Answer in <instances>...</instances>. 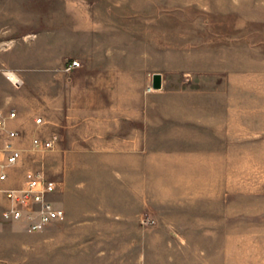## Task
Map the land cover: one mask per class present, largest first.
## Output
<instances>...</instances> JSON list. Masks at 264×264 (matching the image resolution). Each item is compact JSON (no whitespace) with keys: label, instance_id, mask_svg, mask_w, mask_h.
<instances>
[{"label":"rangeland","instance_id":"374dc122","mask_svg":"<svg viewBox=\"0 0 264 264\" xmlns=\"http://www.w3.org/2000/svg\"><path fill=\"white\" fill-rule=\"evenodd\" d=\"M7 2L0 109L22 158L2 183L56 182L66 217L43 230L99 229L140 264H264V0ZM6 204L0 264H41L43 230Z\"/></svg>","mask_w":264,"mask_h":264},{"label":"built area","instance_id":"2783aa9c","mask_svg":"<svg viewBox=\"0 0 264 264\" xmlns=\"http://www.w3.org/2000/svg\"><path fill=\"white\" fill-rule=\"evenodd\" d=\"M75 65H79V62L73 61L70 63V68ZM7 76L10 79L9 75ZM13 81L21 82L19 76ZM16 117L15 110L0 109V182L9 180L10 169L16 166L22 158V149L15 144L19 132L9 126L10 121ZM36 121L41 123L43 119L39 117ZM57 141V134L45 139L36 136L33 139V145L37 149H52ZM56 191L54 180L38 171L26 170L20 186L0 187V199L3 198L7 202L1 212L2 220L20 222L28 232L40 231L54 222L64 220L65 210L57 206L52 199Z\"/></svg>","mask_w":264,"mask_h":264},{"label":"crops","instance_id":"0c3cea01","mask_svg":"<svg viewBox=\"0 0 264 264\" xmlns=\"http://www.w3.org/2000/svg\"><path fill=\"white\" fill-rule=\"evenodd\" d=\"M7 3L18 11L26 9V0H8ZM17 123L16 117L9 126L19 132L15 139L18 146L22 131L14 128ZM3 186H8V183L0 182V187ZM100 235L99 229H45L35 236L36 261L41 264H140L132 251L138 249L137 243H127L124 247L122 242L102 240ZM123 250L128 252L123 253ZM125 254L127 259H123Z\"/></svg>","mask_w":264,"mask_h":264},{"label":"water","instance_id":"95a60500","mask_svg":"<svg viewBox=\"0 0 264 264\" xmlns=\"http://www.w3.org/2000/svg\"><path fill=\"white\" fill-rule=\"evenodd\" d=\"M153 87L156 89L162 87V75L160 73L154 75Z\"/></svg>","mask_w":264,"mask_h":264},{"label":"bare ground","instance_id":"6f19581e","mask_svg":"<svg viewBox=\"0 0 264 264\" xmlns=\"http://www.w3.org/2000/svg\"><path fill=\"white\" fill-rule=\"evenodd\" d=\"M7 75H9L10 79L12 80L18 79V76L15 72H8Z\"/></svg>","mask_w":264,"mask_h":264}]
</instances>
